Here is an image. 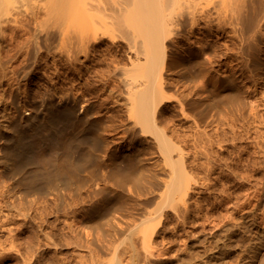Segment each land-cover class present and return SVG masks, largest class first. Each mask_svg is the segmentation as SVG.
<instances>
[{
    "label": "bare ground",
    "instance_id": "obj_1",
    "mask_svg": "<svg viewBox=\"0 0 264 264\" xmlns=\"http://www.w3.org/2000/svg\"><path fill=\"white\" fill-rule=\"evenodd\" d=\"M20 19L26 20L22 23ZM19 21L22 23L20 26H24L25 29L22 28L24 31L28 29L30 36L28 38L29 34L26 31L27 41L23 43L27 51L24 50L26 57H23L26 64L21 69L24 72L17 73L18 78L19 76L28 78L32 69L37 66L41 51L50 48L52 42L58 38L62 44L59 45L67 49L69 59L73 62L81 52L87 55L88 60L93 58L96 66L92 67L94 74L92 76L90 73V78L99 79L104 83V88H111L114 85L116 91L127 97L128 104L127 119L122 120L116 115L107 118L103 113L94 118V112L90 108L81 114L76 105L79 97L70 99V102L66 100L63 105H57L50 100L44 112L33 115L27 112L31 111L34 103L32 105L31 102L24 101L27 110L19 107L16 122L0 123V143L5 141L2 145L3 151L1 150L2 156L0 155L2 174L11 179L9 185L11 188L31 180L25 191L26 197L15 191L13 196L8 194L10 199L23 203L30 202L28 198L35 193L41 192L40 194L45 195L47 190L43 188L46 186H37V179L33 182L37 177H47L50 185L55 184L58 189L63 188L75 180L81 168L96 161L95 152L99 148L107 154L105 173L101 180L94 179L92 174L85 176L87 182L91 184L89 194L94 196L106 192L113 193L115 187L123 188L130 185L133 189H140L141 179L149 167L146 164L154 160L145 158L143 153L148 149L156 150L162 163L158 175L164 177V180L158 182L159 189L151 192V195L157 198L156 204L154 202L156 207L147 212V217L141 224L139 223L137 235L133 234L122 242L117 240L120 244L113 253L114 264H199V259L203 255L206 257L207 253L199 254L202 255L199 258L198 250L196 253L193 252L196 249L191 246L193 251L190 247L189 250L192 251L190 255L183 256L182 247V256H179L181 253L177 250L180 253L179 257H170L175 252L172 247L174 252L171 250L170 255H167V251L171 249L167 248L170 243L161 245L154 238L156 229L163 219L167 224L174 221L170 209L179 213L178 207L187 205L190 192L198 189L196 187L200 182L210 179L209 175L203 176L187 159L188 154L184 148L188 142L183 141L182 136L180 137L181 132L171 125L166 103L175 98L183 120H190L198 137L193 143L195 149L208 151L217 147L229 151V148H237V141L241 137L262 130L260 126L264 129V110L260 111L254 100L260 93L258 92L260 85L264 95V57H261L264 56V0H0V36L3 35L0 39L4 37L3 29L7 27V23L19 24ZM174 76L179 78V88L172 87L170 81ZM86 78L82 79L85 86H89L90 79ZM15 91L17 99L15 97L13 99L17 103L21 93L19 90ZM84 99L88 101L86 94ZM239 99H246L241 109L243 112L234 114L232 122L228 120L227 114H222L230 109L231 102ZM95 110L98 112L97 108ZM6 122L7 128L13 130L14 134L10 135L6 130ZM230 122L234 125L232 130ZM107 131L109 135L118 131L123 133L122 141L110 152L108 149L116 143V134L113 133L112 139L115 141L113 142L110 141L111 137H107ZM136 140H140L142 147L127 151L119 149L123 143L135 144ZM81 145L85 146L83 155L79 160L73 159L75 148ZM56 147L61 148L64 153L55 160L52 152ZM260 163L262 164H259L258 169L260 166L264 169V152ZM19 174L23 176L17 178ZM263 175L264 173L262 177ZM255 185L261 187V183ZM41 186L42 189L38 188ZM47 189L50 190L49 187ZM258 193L259 190L256 194ZM237 198L239 201V197ZM100 203L97 208L106 207L105 201ZM240 203L232 206H237L241 210L240 208H244L245 205ZM231 210L233 211V208ZM25 211L21 208L18 215H28L23 214ZM83 211L85 216L91 209L83 208ZM242 216L245 215L240 217ZM228 218L230 219V216ZM244 219L249 220L245 224L241 222L239 224L241 223V226L243 224L244 229H247L246 225L253 227L252 225L262 223L264 215L257 217V213H254L246 215ZM72 221L70 224L74 226L75 222ZM81 222H84V226L90 221L84 219ZM71 225L70 228L77 230L78 226ZM227 226L229 228V224ZM228 228L226 240L233 244L239 237V232L230 233L231 229ZM215 233H218V230ZM135 235L141 236L135 239ZM240 238L238 240L240 242L237 243L242 242ZM199 243L203 241L197 244ZM252 250L251 254L254 256H251V260H255L258 251ZM249 257L247 259H250Z\"/></svg>",
    "mask_w": 264,
    "mask_h": 264
},
{
    "label": "rangeland",
    "instance_id": "obj_2",
    "mask_svg": "<svg viewBox=\"0 0 264 264\" xmlns=\"http://www.w3.org/2000/svg\"><path fill=\"white\" fill-rule=\"evenodd\" d=\"M38 4L39 3H37V5ZM40 5L41 4H39V6ZM21 20L22 19H20V21ZM24 20H22V23ZM20 21L19 24L16 23L17 25L14 24L15 22H12L13 24H10L11 22L7 23L8 25L5 24L7 27L3 29V32L5 30L3 33L4 37L0 39V123L3 121H9L10 124L16 122L19 117V107L24 111L27 110L24 106L25 102L29 101L32 105L34 103L32 108L33 110L31 109V111L29 110L27 112V114L33 115L44 112L48 103L50 104V100L56 102L57 105H63L66 100H69L70 102L74 97H79L77 104H75L79 107V112L81 114H83L87 108H90L94 112V118L103 113L107 118L112 115H116L119 119H127V97L121 92L116 91L117 89L114 88V85V87L112 86L111 88L106 86V88H104V83H102L99 79L90 78V73L93 76L94 72L92 70L96 66L95 62L92 60L93 58L88 60L87 55L81 52L82 54L80 53L77 55V60L73 62L72 59H69L70 57L67 53V49L60 46L62 44H60L61 42L58 41V38L57 41L52 42L50 48H47V46V49H43L41 51V56H39L37 66L34 67V70L32 69V72H34H31L28 78H23V76V79L20 78L21 76L18 78L17 73L19 74L24 72V70L21 69L25 67L26 59L23 60V57H26L27 51L23 46V43L25 40L27 41L26 38L29 34L27 28L25 31L23 30L25 28L24 26L21 27L22 23ZM2 36L3 35L1 34L0 37ZM29 36L30 34L28 35V38ZM226 36L229 37V35ZM22 47H24L23 50H21ZM261 57L263 58L264 56L262 55ZM86 77L90 79L89 86H85L82 79H85ZM178 79L179 78L177 76L173 77L170 81L172 87H180V84L178 85ZM73 82L75 84H73ZM261 87L262 85H260L258 89V92L260 93H258L256 99H254L260 111L264 110V95L262 94ZM81 89L85 90L82 91ZM15 90H19V93H21L19 96L20 99L17 103L14 100L15 98L17 99L14 95V92H16ZM78 90L81 93L78 92ZM85 94L88 101L84 99ZM174 99H171L168 101L169 103H166V112L170 116V123L181 132L180 137L182 136V140H186L188 142L186 143L187 145H185L184 149L188 154L187 159L189 162L193 166H196L203 176L204 174L209 175L210 179L208 181L200 182L198 187H196L198 189L190 192V196L187 198V207L180 205L178 207L179 213L170 209V212L174 215V221H172L171 224H167V221L163 219V222L156 229L154 238L158 240L161 245L170 243L167 248L171 247V249L167 251V255H170V251L173 250V248L176 252L175 253L173 250L172 252L174 253L172 254L171 252L172 256L170 257L176 258L182 256L183 254V256H186L187 254L190 255L193 249H196L193 252L198 250V256L199 254L207 253L206 257L202 254L204 260L202 255L199 256V258L202 257L200 259L198 258L199 264H263L264 221L262 223L252 225L253 227L246 225L247 227L245 226V228L248 230L244 229L243 224L242 226L240 225L241 223L245 224V222L250 219H244L246 215L254 213H257V217H263L264 215V175L262 177L264 169H262V166L258 169L259 164H262L260 162H262L264 152L263 127L260 126L262 130H256L255 133H252L249 136H244L243 138L241 137V139L237 141V148H229V151H223L217 147L209 149L208 151L200 150L198 148L195 149L193 148V143L198 138L196 136L195 129L192 127L190 120H183L181 112ZM78 101L80 102L78 103ZM244 101H246V99L234 100V102H231V105L229 106L230 109L226 110V113H223L222 115L227 114V116H229L228 120L233 122V115L243 112L241 109ZM88 102L89 104H87ZM96 108L98 112H96ZM99 109L101 112H99ZM102 110H104V112ZM2 116H4L5 119ZM230 124V130H232L234 125H232L231 122ZM5 126L10 135L14 134L13 130H9L7 128V122ZM5 126L3 130L5 129ZM107 132L104 134H107V137L109 138L111 137L110 141L113 140V142L115 141L112 139V136L116 134V143L111 145V148L108 149V152H110L115 149L114 147L118 146L116 144L122 141L123 133L119 131L116 133L112 132L110 136L109 131ZM139 141L140 140H136L135 144H129L127 142L123 143L122 147L119 146V149L127 151L128 149L134 150L137 147L140 148L142 147V144ZM0 144L1 151L2 145L5 144V141ZM2 151L0 154L1 156ZM84 151V145L75 148L72 155L73 159L79 160ZM52 153L56 160L64 152L61 148L56 147ZM143 154L145 158H153L154 160L146 164L147 166L149 165V167H147V172L144 173L145 175L141 179L142 183L140 189H133V186L131 185L123 188L115 187L113 193L106 192L91 196L89 194L91 184L87 182L88 179L85 176L92 174L94 179L101 180L105 173V157L107 154L99 148L95 152L96 161L81 168V172L79 174L81 176L77 174L78 176L73 182L63 186L64 189H58L59 187L55 184L50 185L47 181V177H37L33 180V182L37 179V186H46V188H43L42 186L38 188L46 189L47 191L45 192L47 193H45V195L40 194L41 192H38V194L35 193L28 198L30 202L19 203L20 201H17L19 204L14 202L13 199H10V196L13 193L15 194V191H19L22 197H26L25 195L27 193L25 191H27L28 182H31V180L29 179L28 182H22V184L18 185L19 187L17 186L11 188L9 185H11L10 183L12 181L6 177L4 173V175L2 174L1 171L3 170L1 169L3 166L0 165V199H3H1L2 201L0 200V264H109L111 262L114 264L115 257L113 256L115 255H113V253L116 252L117 245L119 246L120 244L117 240L119 239L120 242H122V240L124 241L133 234L137 235V232H139L137 226H140L142 220L147 217V212L156 207L154 202L157 198H154L155 196L151 195V192L159 189L160 185L158 182L160 180L162 181V179L164 180V177H161L163 175H158V170L162 167V163L158 157V152L156 150L148 149L144 151ZM32 169L33 168H30V170ZM21 174L17 175V178L22 177L23 175L21 176ZM5 178L9 180H6ZM261 180H263V182ZM260 183L261 187L258 185ZM47 186L50 190L47 189ZM254 186H256L255 189ZM11 189L14 192H12ZM256 190H259L260 193L256 194ZM3 191L7 194L5 193V195ZM8 194L10 196H8ZM257 195L260 199H257ZM237 197H239V201ZM231 200L244 203V208H240L241 210H239L237 206L233 207L232 205H237V202L235 201L233 203ZM31 201H33V203ZM101 201L106 202V207L97 208L98 203ZM82 205L84 206L82 207ZM21 208L26 210L23 214L28 215H18V211ZM83 208L91 209V211L89 214L84 216ZM232 208L233 211L236 210V212H233L231 210ZM74 212H76V214ZM228 213H230V215ZM77 214L78 216H76ZM178 215L179 219L180 217L185 219L186 216V221L183 218L179 220ZM227 215L228 217L230 216V219ZM241 215L245 216L240 217ZM212 216L214 219H217L216 221L221 224L220 226ZM224 217H227L228 219H225ZM222 218L228 223L222 221ZM84 219L88 222L90 221L89 224L87 223L84 225L85 227L83 226L84 222H81V220ZM182 220H184V223ZM213 220L215 222H213ZM71 221L75 222L74 224L72 223L74 226L70 224ZM223 222L226 223V225ZM239 222L241 223L239 224ZM165 223L167 225H165ZM228 224L229 228L227 226ZM70 225L72 227L78 226L77 230L76 228H70ZM216 226L218 228L220 227V230L217 229ZM227 228L229 230L231 229L230 233L232 231L236 233L239 232V237L237 236L238 238H235L236 240L233 244L226 240V235L228 234ZM232 228L236 229L233 230ZM73 229L75 232H73ZM217 230L218 233H215ZM214 234H219L217 236H222V238L219 237L220 239H218V237ZM136 235L134 236L135 239L141 236ZM240 236L242 237L240 238ZM239 238L242 241V244L237 243L240 242L238 241ZM260 238L263 239L261 240ZM212 239L223 241L222 243L217 241L216 244V240L212 241L213 243L210 241ZM199 241H203V243L197 244ZM258 241L261 244H259ZM182 247L186 249V251ZM190 247L192 250L191 252L189 250ZM181 248L185 253H181ZM207 248L209 250H207ZM252 249L258 251L255 256L257 257L255 260H251V256H254L252 255L253 253L251 254V251H253ZM177 250L181 254L178 253ZM247 252L249 254H247ZM248 257L250 259H247ZM200 260L203 261L200 262ZM243 261H246V263Z\"/></svg>",
    "mask_w": 264,
    "mask_h": 264
}]
</instances>
